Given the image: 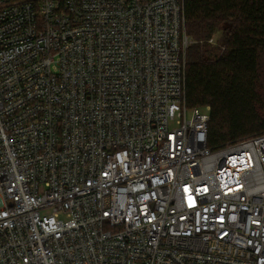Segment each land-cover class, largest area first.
<instances>
[{
    "label": "built area",
    "instance_id": "built-area-1",
    "mask_svg": "<svg viewBox=\"0 0 264 264\" xmlns=\"http://www.w3.org/2000/svg\"><path fill=\"white\" fill-rule=\"evenodd\" d=\"M192 43L185 0H0V264H264V133L209 145Z\"/></svg>",
    "mask_w": 264,
    "mask_h": 264
},
{
    "label": "trees",
    "instance_id": "trees-1",
    "mask_svg": "<svg viewBox=\"0 0 264 264\" xmlns=\"http://www.w3.org/2000/svg\"><path fill=\"white\" fill-rule=\"evenodd\" d=\"M185 16L193 41L187 99L191 107H211L209 145L218 149L264 133V0H185ZM220 31L223 50L210 44Z\"/></svg>",
    "mask_w": 264,
    "mask_h": 264
},
{
    "label": "rangeland",
    "instance_id": "rangeland-1",
    "mask_svg": "<svg viewBox=\"0 0 264 264\" xmlns=\"http://www.w3.org/2000/svg\"><path fill=\"white\" fill-rule=\"evenodd\" d=\"M224 34L222 31L218 32L217 35L214 37V41L213 42H210V44L214 47H218L220 48L221 50L224 49ZM259 86L260 87H263L262 89H260V97L262 98V102H263V106H261L262 108H264V74L260 80V83H259ZM263 111V109H261V112ZM264 112V111H263ZM262 112V113H263Z\"/></svg>",
    "mask_w": 264,
    "mask_h": 264
}]
</instances>
